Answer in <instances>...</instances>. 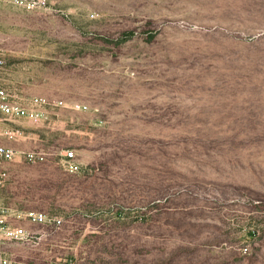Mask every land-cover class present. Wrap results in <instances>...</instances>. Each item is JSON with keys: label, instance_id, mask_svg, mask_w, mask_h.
Listing matches in <instances>:
<instances>
[{"label": "rangeland", "instance_id": "obj_1", "mask_svg": "<svg viewBox=\"0 0 264 264\" xmlns=\"http://www.w3.org/2000/svg\"><path fill=\"white\" fill-rule=\"evenodd\" d=\"M48 2L0 4V84L88 110L0 115L48 154L0 166V204L63 220L12 264H264V0Z\"/></svg>", "mask_w": 264, "mask_h": 264}, {"label": "built area", "instance_id": "obj_2", "mask_svg": "<svg viewBox=\"0 0 264 264\" xmlns=\"http://www.w3.org/2000/svg\"><path fill=\"white\" fill-rule=\"evenodd\" d=\"M0 4L11 5L27 11L49 10L48 0H0ZM3 60L0 57V67ZM16 95L11 94L0 84V115L6 119L16 122L24 118L45 120L50 110L56 107L68 108L73 111H86L88 106L80 103L66 104L62 100H52L47 97L37 96L27 99L26 102H19ZM22 136V131L9 126H0V138L15 140ZM45 152H22L10 145L0 143V166L12 162L16 157H24L30 163H43L47 159ZM64 171L71 174H79L82 171V164L78 161L73 150H65L60 160ZM25 221L30 225L43 226L53 230L62 227L63 220L45 212L36 210H20L5 207L0 204V264H12V260L3 249L8 241L39 240L45 237L43 232H34L22 226ZM24 264V263H21Z\"/></svg>", "mask_w": 264, "mask_h": 264}, {"label": "trees", "instance_id": "obj_3", "mask_svg": "<svg viewBox=\"0 0 264 264\" xmlns=\"http://www.w3.org/2000/svg\"><path fill=\"white\" fill-rule=\"evenodd\" d=\"M47 160V159H46ZM44 163V162H43Z\"/></svg>", "mask_w": 264, "mask_h": 264}]
</instances>
